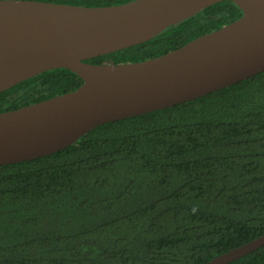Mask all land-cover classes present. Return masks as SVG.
Wrapping results in <instances>:
<instances>
[{
	"label": "trees",
	"instance_id": "16d2710c",
	"mask_svg": "<svg viewBox=\"0 0 264 264\" xmlns=\"http://www.w3.org/2000/svg\"><path fill=\"white\" fill-rule=\"evenodd\" d=\"M242 15L233 1L217 2L148 41L86 61L157 57ZM82 83L68 68L46 70L0 92V112ZM262 235L264 71L0 165V264H205ZM227 264H264V245Z\"/></svg>",
	"mask_w": 264,
	"mask_h": 264
},
{
	"label": "water",
	"instance_id": "95a60500",
	"mask_svg": "<svg viewBox=\"0 0 264 264\" xmlns=\"http://www.w3.org/2000/svg\"><path fill=\"white\" fill-rule=\"evenodd\" d=\"M225 0H132L77 6L0 0V92L46 70L68 68L76 90L0 112V165L49 155L106 122L176 105L264 71V0H231L243 15L157 57L124 64L87 59L148 41ZM264 235L215 256L227 264Z\"/></svg>",
	"mask_w": 264,
	"mask_h": 264
}]
</instances>
